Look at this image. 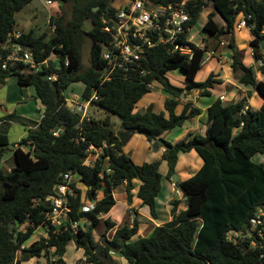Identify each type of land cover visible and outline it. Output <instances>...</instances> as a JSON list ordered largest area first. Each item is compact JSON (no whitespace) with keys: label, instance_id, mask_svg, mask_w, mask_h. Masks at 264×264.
<instances>
[{"label":"trees","instance_id":"16d2710c","mask_svg":"<svg viewBox=\"0 0 264 264\" xmlns=\"http://www.w3.org/2000/svg\"><path fill=\"white\" fill-rule=\"evenodd\" d=\"M31 1L0 0V56H6L13 49L12 43H17L33 51L38 62L55 53L59 65L55 66L49 59V66L43 65V70L27 71L23 63L12 69L0 67V82L17 75L20 84L32 87L33 97L45 105L39 129L14 144L16 165L10 169L1 166L11 143L8 135L0 132V264H17L43 255L53 258L51 264H67L64 257L72 241L77 249H83L85 262L91 264H109L111 250L119 252L129 264H264V238L252 223L264 211V166L252 159L264 153V102L254 109L247 104L246 97L229 104L216 99L208 108L205 134L189 132L176 143L164 142L163 159L169 166V177L176 171L181 151L195 149L204 160L192 177L176 182L184 200L173 201V219L156 226L149 236L132 240L139 232V221L135 219L132 226L117 228L112 239L102 234L105 255L97 252L93 229L101 215L115 205L113 190L119 185L126 184L130 201L133 181L139 178L142 183L138 196L150 207L153 217L158 215L157 196L163 177L160 162L136 163L124 152L125 144L119 135L134 129L153 144H159L165 132L201 114V109L191 102L180 109L185 91L197 89L203 95L210 94V88L218 80L213 73L203 81L197 80L207 50L195 45L192 56L170 53L164 45L150 48L133 69L104 80L106 61L101 54V42L109 39V33L103 28L112 25L116 12L112 4L118 0H75L70 20L64 15L50 17L51 29L56 26L52 34H38L30 29L21 30L17 38H12L17 29L16 13ZM203 5L207 2L199 0L191 8V27L198 21ZM213 7L204 26L216 39L215 50L223 35L233 34L237 18L245 17L257 66L246 65L240 51L229 40L231 66L233 70H242L240 84L253 87L264 97V78L257 77L258 72L264 76L261 45L264 0H214ZM215 12L223 17L224 25L214 22ZM87 21H90L88 29ZM86 37L91 40L90 66L84 68L82 47ZM172 70L185 72L184 86L171 81L168 73ZM47 73H57V80H49ZM75 82L85 84L83 100L91 99L95 91L98 93L99 98L92 99L91 104L118 114L123 131L115 134L108 123L82 116L68 105L65 90ZM155 83L168 95L164 109L157 111L151 103L143 111L137 110L143 98L153 92ZM4 120L36 123L16 113L0 117V122ZM91 144L103 148L95 165L85 163ZM107 168L112 171L108 172ZM67 172L76 175L66 199L71 207L69 219L79 221L77 230L69 222L57 227L45 221V212L50 209L49 197L58 195V185ZM80 182L86 190L79 186ZM101 191L103 197L98 199ZM91 201H96L94 208L85 211L84 204ZM181 202L185 209L179 208ZM106 222L107 229L114 226L110 218ZM41 225L46 227L47 235L25 245Z\"/></svg>","mask_w":264,"mask_h":264},{"label":"crops","instance_id":"0c3cea01","mask_svg":"<svg viewBox=\"0 0 264 264\" xmlns=\"http://www.w3.org/2000/svg\"><path fill=\"white\" fill-rule=\"evenodd\" d=\"M54 2L55 1H53V3ZM240 17L241 16L237 18V22ZM30 29H28L27 31H29ZM20 33L21 30L17 29L14 32L16 36L20 35ZM228 35L229 34L223 35V37L227 36V41L222 37V42H224V44L220 45L217 49V55L211 58V60L214 59V61H216V67L210 69L208 75L210 73H213L218 82L215 83L213 88H210V94L203 95L200 90L191 89L190 91H185L186 94L181 97L180 109L185 103L191 102L193 106L201 109V114L188 119L183 126L175 127L172 130L165 132L161 137L164 141L176 143L184 139L189 132H199L201 134H205L208 127V108L216 99L220 98V96H224V98L222 99L224 104L235 103L246 97L247 104L250 107L259 109L262 106L264 97L261 96V94L253 87H246L240 84L239 80L243 72L241 69H232V52H228V49H225L222 51V53H220V50H222L224 47H227L229 40H231L235 44V49H238L240 51L241 60L248 66L256 67L257 64L253 57V50L250 46V41L252 39L250 28H236L235 26L233 34L229 35L230 37H228ZM225 59H228V63H224V61H227ZM182 73L184 74V82L181 85H176H185L186 75L185 72ZM257 77L259 78V74H257ZM259 79H263L261 77V74ZM216 88L218 89L217 92L215 91ZM161 90L162 89H160L159 91ZM191 91H194V93H191ZM82 92L80 94H82ZM153 92H150L145 96V98H143V107L141 108L144 110L149 104L153 103L157 111H162L164 109V100L168 95L165 92L163 98H161V101L158 104L154 101L156 99V96L152 95ZM44 112L45 105L40 101V99H36L33 97V91L30 86L20 84L17 75L8 77L7 80L3 83L0 82V117L16 113L36 122L32 124H24L13 120H4L0 122V132L8 135L10 143L12 142V140H15L11 148L5 153L1 162V166H3V161L6 162L10 160L13 161V163L14 161L16 162V146L14 144H17V142L26 137L30 132H36L39 129L38 122L43 117ZM17 124L22 125L21 130H19ZM12 135L15 137L18 135V137L13 138ZM153 146L154 150L157 152H152ZM23 148L28 149L29 147L23 146ZM123 150L138 164H141L143 162H151L152 160L157 159L161 160V167L164 161L163 153L165 151V143L153 144V142H150L143 134L134 133L131 135L128 142L124 145ZM150 156H152L154 159H149ZM256 163L262 164L264 166V161ZM203 164V158L195 149L189 152L181 151L179 153L176 171L174 173L175 175L173 174L171 177L168 176L169 166L167 162L166 164H163L165 165L166 176L162 177L161 190L157 196L158 215L156 218L152 216L150 207L147 204H144L142 199L138 196V190L142 183L139 178H136L133 181V188L131 190L132 199L130 201L125 183L115 188L113 190V196L116 200L115 205L110 209L108 213L101 215L99 223L93 229V237L98 243L97 246H100L101 250L103 251L105 244L104 240L101 238L102 234L106 233L107 238L112 239L117 228L124 225L132 226L135 219L139 221V232L132 238V240H135L139 237L149 236L156 226L163 225L172 220L173 201L178 199L184 200V198L175 196V189L177 188L176 182L184 181L192 177L202 167ZM10 168L11 167H8V169ZM74 177L76 178V175H74ZM164 177L167 179H164ZM79 186L86 190V186L83 183L80 182ZM102 197L103 192L101 191L98 195V199H101ZM179 208L185 209L186 206L183 202H181ZM108 218H110L114 222V226L111 229H107L106 220ZM46 235V227L44 225H41L35 230L33 235L25 243V245H29L33 241L39 239L41 236ZM64 258L67 264H91L85 262L84 254L83 256H80L78 258V261L75 263L74 261L70 262L66 256ZM52 261L53 258H49V256L43 255L41 257H32L29 260L21 261L17 264H51ZM108 262L109 264H127L126 259L119 252L113 250L110 251Z\"/></svg>","mask_w":264,"mask_h":264},{"label":"built area","instance_id":"2783aa9c","mask_svg":"<svg viewBox=\"0 0 264 264\" xmlns=\"http://www.w3.org/2000/svg\"><path fill=\"white\" fill-rule=\"evenodd\" d=\"M207 5L213 6L214 0H203ZM199 0H181L169 3L159 2L157 0H122L117 2L115 15L113 16L112 25L104 26V31L109 33V39L101 42V54L106 61L104 68V80H110L120 71L128 72L133 69L143 57L146 50L156 46H167L170 53L192 56L194 54L193 45L199 47L195 42L194 35L191 34L190 25L191 8L198 5ZM47 4H53L52 0H46ZM249 27L246 19L241 15L236 28ZM52 29H56L53 25ZM264 33V30H263ZM19 36V35H18ZM15 34L12 38H17ZM11 38V39H12ZM9 39V41H11ZM221 42L220 45H223ZM12 50L6 56H0V67L2 69H12L25 64L28 71L43 70V65L49 66V59L36 61L33 51L25 49L17 43H12ZM207 57L204 62L209 61L217 55V49L206 52ZM69 64V57L66 56V65ZM56 66V65H55ZM49 80L55 81L58 78L57 73H47ZM81 98L79 94H74ZM98 93L95 91L91 99L83 100L78 103L77 111H86L92 99H98ZM224 96H220L222 100ZM248 108L246 106L245 110ZM103 153V148L95 147L91 144L88 148V156L85 163L95 165L96 161ZM111 172V168H107ZM103 176V174H101ZM74 179L73 173L64 174L63 181L58 185V195L49 197L50 209L45 212V221L51 225L61 227L70 223L73 230H77L79 221L69 219L70 205L67 203L66 195L72 191L70 183ZM177 195L183 198V193L177 188ZM96 201L86 202L83 206L85 211L94 208ZM86 221V220H85ZM252 223L258 233L264 238V211L259 212ZM78 264V263H75ZM127 264H129L127 262Z\"/></svg>","mask_w":264,"mask_h":264},{"label":"rangeland","instance_id":"374dc122","mask_svg":"<svg viewBox=\"0 0 264 264\" xmlns=\"http://www.w3.org/2000/svg\"><path fill=\"white\" fill-rule=\"evenodd\" d=\"M85 1V0H80ZM122 0H118L120 2ZM75 4V0H67V1H55L53 4H47L46 0H32L29 4H27L21 11L16 13V20H17V30H25L32 28L35 29L38 34H42L45 32H48V34H52L53 30L50 27V17L51 16H61L64 15L66 20H70L72 18L73 14V7ZM116 5V3H113L112 6ZM96 8V7H95ZM98 9V8H97ZM96 9V10H97ZM214 10V7L210 5L207 8H204L202 13L200 14L198 21L192 27L191 34L194 35L195 42L199 44L201 49H206L208 52H211L214 50L213 43L216 42L215 37L210 35L209 30H207V27L204 26V22L207 18V15L210 11ZM215 16L213 18L214 22H217L220 25L225 24V20L223 17L218 13L215 12ZM87 29L90 27V21H87L86 25ZM235 30V29H234ZM237 30V29H236ZM228 37H230L228 35ZM227 36L223 37L224 40L227 41ZM209 43V44H208ZM208 45V47H207ZM227 45V44H226ZM90 46H91V40L90 38L86 37L83 43L82 47V61H83V67L87 68L90 66ZM228 47V46H227ZM224 47L222 50H220V53H222L223 50L228 49V52H232V50L228 47ZM207 55L204 56L206 58ZM227 61H224V63H228V59H225ZM51 61L58 66V57L54 53L51 56ZM216 67V61L209 59V61L202 64L201 69L199 70L197 74V80L203 81L208 76V72L210 69ZM26 71V70H25ZM28 71V70H27ZM259 78H260V72H258ZM169 78L171 81L175 84L181 85L184 82V74L180 70H175L169 72ZM261 77L264 78V76L261 74ZM33 91V88L30 87ZM84 89V83L82 82H75L73 83L68 89L65 90L66 99L68 100V105L70 107H74V109L78 110V103H81L83 101L82 98H77L74 94H80ZM160 90V87L156 85V83L153 85V92L152 95L156 96V99L154 100L159 104L161 101V98H163V95L165 92ZM215 91L217 92L218 89L216 88ZM191 93H194V91H191ZM71 95V96H70ZM82 94H80L81 96ZM70 101V104H69ZM72 103V104H71ZM75 104V105H74ZM157 104V105H158ZM141 107H143L142 101L140 102L137 110H143ZM83 111V110H82ZM85 115H88L95 120L103 123H108V127L115 133H120L123 131V125H122V119L121 117L112 112H108L105 109H103L101 106H99L96 103H90L85 111ZM17 127L19 130H21L22 125H18ZM13 138H17L18 135L15 137L12 135ZM15 140H12L11 146ZM152 152H157L154 150V146L152 147ZM149 159H154L152 156H150ZM164 160V159H163ZM253 160L255 162H261L264 161V153H259L254 156ZM152 161H159L161 163V160H152ZM166 161L164 160L161 167L159 165V170L162 173L163 176H166L165 171V165ZM3 167L5 169H8V167H13L16 165V162L14 161H3ZM164 179H167L164 177ZM175 196L177 195V188L175 189ZM102 253V252H101ZM84 251L83 249H77L75 246V243L72 241L68 248L66 257L70 262H77L78 258L80 256H83Z\"/></svg>","mask_w":264,"mask_h":264},{"label":"water","instance_id":"95a60500","mask_svg":"<svg viewBox=\"0 0 264 264\" xmlns=\"http://www.w3.org/2000/svg\"><path fill=\"white\" fill-rule=\"evenodd\" d=\"M98 8V6L95 8V10ZM261 45L262 47L264 48V40L261 42ZM41 101V100H40ZM73 108V107H71ZM73 110L75 111V109L73 108ZM80 115H84L85 112L84 111H79ZM135 133V130L134 129H127L125 131H123L120 135H119V138L120 140L122 141V143L126 144L128 142V140L130 139L131 135ZM159 143H164L165 141L161 138L158 140ZM175 175V174H174ZM49 205H50V202H49ZM97 252L98 253H101L103 252L101 250V247L100 246H97ZM103 255H105V252H103Z\"/></svg>","mask_w":264,"mask_h":264}]
</instances>
